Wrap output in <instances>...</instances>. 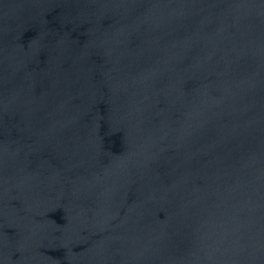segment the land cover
I'll use <instances>...</instances> for the list:
<instances>
[{"label": "water", "instance_id": "1", "mask_svg": "<svg viewBox=\"0 0 264 264\" xmlns=\"http://www.w3.org/2000/svg\"><path fill=\"white\" fill-rule=\"evenodd\" d=\"M0 264H264V0H0Z\"/></svg>", "mask_w": 264, "mask_h": 264}]
</instances>
